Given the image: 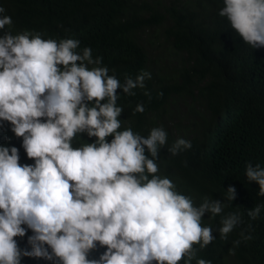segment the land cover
<instances>
[{"label": "clouds", "instance_id": "obj_1", "mask_svg": "<svg viewBox=\"0 0 264 264\" xmlns=\"http://www.w3.org/2000/svg\"><path fill=\"white\" fill-rule=\"evenodd\" d=\"M223 4L219 15L236 36L252 49L264 47V0ZM5 11L0 6V30L13 24ZM79 45L27 30L0 35V121L11 124L34 160L21 165L18 148L0 146V264H20L23 257L47 264H212L196 259L194 245L212 243L213 229L202 217L219 215L226 205L205 197L196 206L159 175L158 151L167 143L163 127L147 137L131 128L119 131L117 90L134 96L151 74L141 70L122 84L91 48L78 53ZM144 95L151 98L147 90ZM134 111L145 108L138 103ZM81 133L96 139L74 147ZM190 148V141L178 138L167 151L176 156ZM246 177L264 196V168L247 163ZM226 194L232 202L235 187ZM262 208L256 205L247 215L255 220ZM242 223L238 212L228 213L218 230L221 239ZM29 229L30 250L14 239ZM241 237L252 239L243 232ZM240 243L233 241V254ZM97 247L106 250L89 258Z\"/></svg>", "mask_w": 264, "mask_h": 264}, {"label": "trees", "instance_id": "obj_2", "mask_svg": "<svg viewBox=\"0 0 264 264\" xmlns=\"http://www.w3.org/2000/svg\"><path fill=\"white\" fill-rule=\"evenodd\" d=\"M0 6L13 20L0 35L27 30L57 42L77 39L76 51L91 48L93 58L100 57V66L122 84L141 70L149 72L145 89H133L134 96L117 90V106L123 109L119 131L131 128L147 137L152 128L163 127L167 143L158 151L159 175L171 179L196 206L205 197L226 205L221 214L202 217L215 239L203 249L194 245L196 259L264 264V208L255 220L247 215L264 205V196L246 177L247 163L264 168V47L252 49L236 36L219 15L223 0H0ZM138 103L143 113L134 111ZM178 138L190 141L191 148L172 156L167 149ZM95 139L78 134L74 147ZM0 146L18 148L21 165L34 164L7 121H0ZM229 186L236 189L232 202L226 198ZM234 212L243 223L221 239V220ZM242 232L252 239L244 240ZM30 235L29 229L14 239L30 250ZM237 239L241 243L233 254ZM105 250L97 247L89 258L98 259ZM20 264L47 263L23 257Z\"/></svg>", "mask_w": 264, "mask_h": 264}]
</instances>
